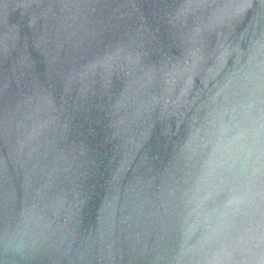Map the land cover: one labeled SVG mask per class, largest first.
<instances>
[{
    "label": "water",
    "instance_id": "1",
    "mask_svg": "<svg viewBox=\"0 0 264 264\" xmlns=\"http://www.w3.org/2000/svg\"><path fill=\"white\" fill-rule=\"evenodd\" d=\"M0 264H264V0H0Z\"/></svg>",
    "mask_w": 264,
    "mask_h": 264
}]
</instances>
